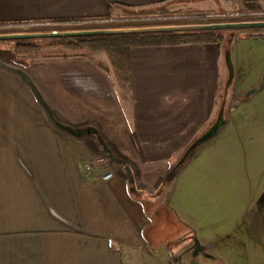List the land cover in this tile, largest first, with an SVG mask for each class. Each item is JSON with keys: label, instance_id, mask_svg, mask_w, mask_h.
Returning <instances> with one entry per match:
<instances>
[{"label": "crops", "instance_id": "1", "mask_svg": "<svg viewBox=\"0 0 264 264\" xmlns=\"http://www.w3.org/2000/svg\"><path fill=\"white\" fill-rule=\"evenodd\" d=\"M170 3L264 10V0H0V26L104 22ZM241 31L232 40L264 38ZM224 56L214 44L132 48L130 68L108 76L89 57L26 64L0 49V264H196L205 242L214 264H264V179L223 215L211 197L207 234L167 198L187 164L169 175L217 116ZM91 158L107 161L110 180L83 173Z\"/></svg>", "mask_w": 264, "mask_h": 264}, {"label": "rangeland", "instance_id": "2", "mask_svg": "<svg viewBox=\"0 0 264 264\" xmlns=\"http://www.w3.org/2000/svg\"><path fill=\"white\" fill-rule=\"evenodd\" d=\"M113 20L114 23L15 26L0 29V34L264 21V10L240 7L226 11L208 10L188 3H170L145 10H125L114 15ZM235 32L238 31H226L222 47L225 66L221 65L219 79V114L223 110L225 95L229 94L230 98L227 114L222 117L224 122L221 119L219 130L187 159L183 174L167 196L171 197L170 203L179 215L196 218L204 234L210 228L211 197L216 202V213L223 215L227 204L234 210L237 207L235 199L248 194L247 181L264 179V38L235 37L232 40L230 35ZM241 32L262 33L264 29ZM0 49L4 48L1 46ZM43 52L49 53L47 49ZM95 58L107 62L103 55H95ZM210 180L213 187L209 186ZM220 226L224 225L220 224L218 228ZM197 252L196 264H214L209 258L211 253L207 242ZM186 263L190 264L189 261Z\"/></svg>", "mask_w": 264, "mask_h": 264}, {"label": "trees", "instance_id": "3", "mask_svg": "<svg viewBox=\"0 0 264 264\" xmlns=\"http://www.w3.org/2000/svg\"><path fill=\"white\" fill-rule=\"evenodd\" d=\"M79 23L81 24V22ZM4 28L6 27L0 26V29ZM76 30L81 29H75L73 31ZM62 31H68V29ZM225 33L226 31H197L31 39L0 42V47L2 46L4 49L11 50L15 55L16 61H21L26 64L31 60L41 58L59 56L89 57L109 76L111 70L123 71L130 68L129 52L132 48L174 47L189 44H214L222 48L225 45ZM231 37L232 35H230ZM44 49H47L49 53L43 52ZM95 55L105 56L107 62L98 60L95 58ZM218 112L219 108L216 118L212 119L206 128L186 148L183 162L172 171L166 180V184L183 168L185 162L191 157L194 151L203 144V142L198 143V141L216 123L219 116ZM222 117L223 110L221 111V119ZM220 126H218L216 131L219 130Z\"/></svg>", "mask_w": 264, "mask_h": 264}, {"label": "water", "instance_id": "4", "mask_svg": "<svg viewBox=\"0 0 264 264\" xmlns=\"http://www.w3.org/2000/svg\"><path fill=\"white\" fill-rule=\"evenodd\" d=\"M264 21H245V22H228V23H211L196 24L184 26H160L147 28H127V29H92L78 31H52L38 33H1L0 42L31 40V39H51V38H71V37H88L104 35H129V34H146V33H165V32H197V31H240V30H263ZM221 123V113L216 123L206 132L198 143L205 142L217 130Z\"/></svg>", "mask_w": 264, "mask_h": 264}, {"label": "built area", "instance_id": "5", "mask_svg": "<svg viewBox=\"0 0 264 264\" xmlns=\"http://www.w3.org/2000/svg\"><path fill=\"white\" fill-rule=\"evenodd\" d=\"M104 22L114 23L113 19ZM106 160L103 158H91L82 163V171L86 175H98L100 180L108 181L112 178L111 172L102 173V169L106 166Z\"/></svg>", "mask_w": 264, "mask_h": 264}]
</instances>
